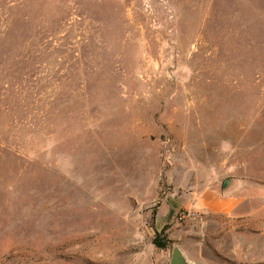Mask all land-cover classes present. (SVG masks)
<instances>
[{"label":"rangeland","instance_id":"374dc122","mask_svg":"<svg viewBox=\"0 0 264 264\" xmlns=\"http://www.w3.org/2000/svg\"><path fill=\"white\" fill-rule=\"evenodd\" d=\"M175 246L264 264V0H0V264Z\"/></svg>","mask_w":264,"mask_h":264},{"label":"water","instance_id":"95a60500","mask_svg":"<svg viewBox=\"0 0 264 264\" xmlns=\"http://www.w3.org/2000/svg\"><path fill=\"white\" fill-rule=\"evenodd\" d=\"M232 180L227 179L224 183V189H228L231 185ZM170 264H197L192 261L180 246H175L171 258Z\"/></svg>","mask_w":264,"mask_h":264},{"label":"trees","instance_id":"16d2710c","mask_svg":"<svg viewBox=\"0 0 264 264\" xmlns=\"http://www.w3.org/2000/svg\"><path fill=\"white\" fill-rule=\"evenodd\" d=\"M154 244L159 248H165L168 245L166 237L163 236V233H157L154 240Z\"/></svg>","mask_w":264,"mask_h":264}]
</instances>
